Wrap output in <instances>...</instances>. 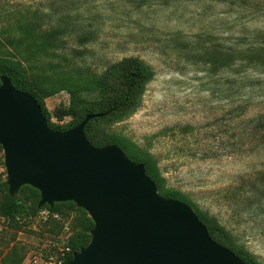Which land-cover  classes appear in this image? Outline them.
<instances>
[{
  "label": "rangeland",
  "instance_id": "rangeland-1",
  "mask_svg": "<svg viewBox=\"0 0 264 264\" xmlns=\"http://www.w3.org/2000/svg\"><path fill=\"white\" fill-rule=\"evenodd\" d=\"M23 22L56 36L41 74L99 77L124 59L149 67L138 108L95 129L149 155L164 191L264 264V0H0V33ZM69 103L67 92L45 100L53 125L71 122L53 117ZM77 224L67 210L14 226L0 217V264L66 258Z\"/></svg>",
  "mask_w": 264,
  "mask_h": 264
},
{
  "label": "water",
  "instance_id": "water-1",
  "mask_svg": "<svg viewBox=\"0 0 264 264\" xmlns=\"http://www.w3.org/2000/svg\"><path fill=\"white\" fill-rule=\"evenodd\" d=\"M89 114L51 130L35 100L0 78V148L7 194H39L38 209L72 203L92 222L89 243L66 264H244L215 243L185 203L162 197L144 167L116 146L85 138Z\"/></svg>",
  "mask_w": 264,
  "mask_h": 264
},
{
  "label": "trees",
  "instance_id": "trees-1",
  "mask_svg": "<svg viewBox=\"0 0 264 264\" xmlns=\"http://www.w3.org/2000/svg\"><path fill=\"white\" fill-rule=\"evenodd\" d=\"M55 38V35L38 32L29 22L20 23L14 31L1 32L0 78H8L16 90L30 95L35 100L51 130L65 132L78 126L87 115H98L84 129L85 138L93 147H118L131 162L144 167L146 176L155 184L162 197L187 202L177 193L163 190L162 179L155 162L149 155L140 153L134 145L123 138L103 135L102 131L99 132V128L95 129L97 123L107 124L119 121L138 108L141 94L152 80L153 75L149 67L139 60L124 59L106 69L99 77L75 70L57 71V67L49 69L51 75L41 74L44 72L43 61L54 53L53 40ZM36 70L40 73L35 74ZM61 92L68 93L69 107L66 110L57 111L53 117L57 121L70 118L71 122L64 127L51 123V115L45 106L46 99ZM24 195L29 197L26 198L29 205H26L28 202L22 201L21 197ZM38 202V192L30 187H23L19 195L11 199L7 194L5 182H0V217L10 226L16 225L25 213L31 217H36L43 210L50 216H57L62 210L76 214L77 228L72 229L71 237L63 245V248L70 250L65 258L64 264H66L71 260L73 253L89 243L90 231L93 228L92 222L82 210L77 209L72 203L54 204L52 208L45 206L38 209ZM189 205L193 208L191 204ZM194 211L215 243L230 250L244 264H258L242 249L228 246L226 244L228 236L220 227H217L215 222L206 215L200 214L195 209Z\"/></svg>",
  "mask_w": 264,
  "mask_h": 264
},
{
  "label": "built area",
  "instance_id": "built-area-1",
  "mask_svg": "<svg viewBox=\"0 0 264 264\" xmlns=\"http://www.w3.org/2000/svg\"><path fill=\"white\" fill-rule=\"evenodd\" d=\"M4 181L5 182V168L3 166V153L2 150L0 148V182ZM65 262V258L64 256H62L61 258H57L55 260L53 259H49L45 262H43L42 264H64Z\"/></svg>",
  "mask_w": 264,
  "mask_h": 264
}]
</instances>
